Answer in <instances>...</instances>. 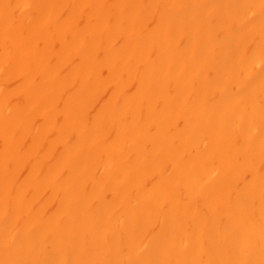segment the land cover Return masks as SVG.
<instances>
[{
	"label": "bare ground",
	"instance_id": "bare-ground-1",
	"mask_svg": "<svg viewBox=\"0 0 264 264\" xmlns=\"http://www.w3.org/2000/svg\"><path fill=\"white\" fill-rule=\"evenodd\" d=\"M0 264H264V0H0Z\"/></svg>",
	"mask_w": 264,
	"mask_h": 264
}]
</instances>
